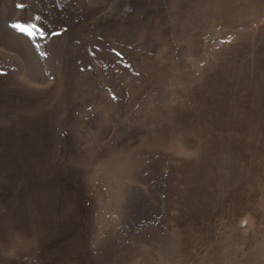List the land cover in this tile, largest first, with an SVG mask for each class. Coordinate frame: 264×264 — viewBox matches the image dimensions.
Masks as SVG:
<instances>
[{
  "label": "rangeland",
  "instance_id": "obj_1",
  "mask_svg": "<svg viewBox=\"0 0 264 264\" xmlns=\"http://www.w3.org/2000/svg\"><path fill=\"white\" fill-rule=\"evenodd\" d=\"M0 264H264V0H0Z\"/></svg>",
  "mask_w": 264,
  "mask_h": 264
},
{
  "label": "snow or ice",
  "instance_id": "obj_2",
  "mask_svg": "<svg viewBox=\"0 0 264 264\" xmlns=\"http://www.w3.org/2000/svg\"><path fill=\"white\" fill-rule=\"evenodd\" d=\"M18 7H22V5H18ZM36 19L40 20L39 17H36ZM11 27H13L14 29H16L22 33L27 34L30 38L36 34H39L41 38H43L49 34V33H46L43 28L38 27L37 24H32V23H29L27 25L17 23V24L11 25ZM51 34L52 35H58L59 33L53 32Z\"/></svg>",
  "mask_w": 264,
  "mask_h": 264
}]
</instances>
